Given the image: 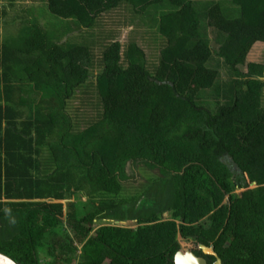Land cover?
<instances>
[{
  "label": "trees",
  "instance_id": "obj_1",
  "mask_svg": "<svg viewBox=\"0 0 264 264\" xmlns=\"http://www.w3.org/2000/svg\"><path fill=\"white\" fill-rule=\"evenodd\" d=\"M31 1L65 26L54 38L39 4L0 0V251L175 264L182 236L223 264H264V61H247L264 53V0ZM124 4L163 39L156 65L135 39H94ZM79 91L100 107L87 127L70 112ZM130 161L154 171L134 191Z\"/></svg>",
  "mask_w": 264,
  "mask_h": 264
},
{
  "label": "rangeland",
  "instance_id": "obj_2",
  "mask_svg": "<svg viewBox=\"0 0 264 264\" xmlns=\"http://www.w3.org/2000/svg\"><path fill=\"white\" fill-rule=\"evenodd\" d=\"M38 4L39 7L36 9L35 5ZM24 7L27 8L28 4H24ZM34 7L36 9V15H39V17H41L42 24L45 26V28L53 35L54 38L59 37L65 26V24L62 23V19L52 15L49 12L46 2H36L35 4H33V8ZM99 21L100 22L98 27L91 31L95 35L93 36L94 39H96L97 37L99 43L104 45L105 43H109L111 39L116 38V40H120L122 44L126 45L131 39H135L147 52L149 64H151L152 66L157 64V62L159 61L161 40L163 39L160 40L158 38L159 36H156L152 32V30L142 24L141 19L134 12L131 5L124 4L114 11L103 13L102 19H100ZM13 25L16 26V24ZM15 26L11 25L9 26V28H14L13 30H15ZM79 33L80 32L78 30L74 32L71 31L65 37H69L70 34H73V36H70V38H72L73 40ZM93 37H90L89 39H92ZM212 41L214 42L213 39ZM262 45L264 44L262 43ZM257 47L258 46H256V48L249 53L247 59L248 62L254 60H259L260 62L264 61L263 49H257ZM97 48L99 50L96 52V55H100L103 47L97 45ZM242 69L247 71L246 67L244 66H242ZM98 73L99 70L95 69L93 71V77H91L90 81H95ZM92 92L93 91L89 93L83 91L77 92L76 98L72 100L70 105V112L73 113L72 115L74 116V118H84V121L82 123L85 127L90 125L87 123H89L93 119L99 118L98 112L100 110V107L97 104L96 95ZM153 172L154 171L146 168L140 162L134 163L133 161H130L126 166V173L130 178L128 181H125V187H127L126 189L128 191H130L129 189L134 191L135 189L141 188L142 185H147V176ZM252 187H256V185H252ZM238 191L241 192L242 190ZM167 217H169V215L165 216V218ZM103 224L112 223H110V220H105ZM135 225V221H127L126 226L135 227Z\"/></svg>",
  "mask_w": 264,
  "mask_h": 264
},
{
  "label": "water",
  "instance_id": "obj_3",
  "mask_svg": "<svg viewBox=\"0 0 264 264\" xmlns=\"http://www.w3.org/2000/svg\"><path fill=\"white\" fill-rule=\"evenodd\" d=\"M252 185L257 186V182L254 181ZM165 215H168V213H165ZM110 223L118 225V226L127 225V221H124V222L110 221ZM135 223L137 222L135 221ZM201 247L204 249V251H206V253H211L217 258L214 264H223V260L219 256V254L214 250L213 244L211 248H208L206 245H201ZM208 250L210 251L208 252ZM0 264H19V263L14 258H12L10 255L0 251ZM175 264H209V262L208 260H206V258L194 253L193 251L189 250L187 252H184L181 249L175 255Z\"/></svg>",
  "mask_w": 264,
  "mask_h": 264
},
{
  "label": "flooded vegetation",
  "instance_id": "obj_4",
  "mask_svg": "<svg viewBox=\"0 0 264 264\" xmlns=\"http://www.w3.org/2000/svg\"><path fill=\"white\" fill-rule=\"evenodd\" d=\"M164 216H166V215L164 214ZM178 241L181 244V248L179 250L182 249L184 252H187L189 250L190 251H193L194 253H196V254H198V255L206 258V260H208L209 264H214L216 262L217 258L213 254H211V253H206V251H204V249L201 247V245H205V244L199 243L198 241H196L194 239H186V238H184L182 236H180L178 238ZM206 246L208 248H211L212 244L206 245ZM214 250L216 251L215 247H214ZM209 251L210 250H208V252Z\"/></svg>",
  "mask_w": 264,
  "mask_h": 264
},
{
  "label": "crops",
  "instance_id": "obj_5",
  "mask_svg": "<svg viewBox=\"0 0 264 264\" xmlns=\"http://www.w3.org/2000/svg\"><path fill=\"white\" fill-rule=\"evenodd\" d=\"M36 3V2H35ZM24 4H28V7L26 8L25 7V10H28L30 7H32L33 6V3H32V1H30V0H20V2H18V7H19V9H20V11L23 9V7H24ZM2 5V4H1ZM11 21H13V19H11ZM8 26H10V25H8ZM16 28L18 29V26H17V24H16ZM15 28V29H16Z\"/></svg>",
  "mask_w": 264,
  "mask_h": 264
},
{
  "label": "built area",
  "instance_id": "obj_6",
  "mask_svg": "<svg viewBox=\"0 0 264 264\" xmlns=\"http://www.w3.org/2000/svg\"><path fill=\"white\" fill-rule=\"evenodd\" d=\"M116 222H118V221H116Z\"/></svg>",
  "mask_w": 264,
  "mask_h": 264
}]
</instances>
